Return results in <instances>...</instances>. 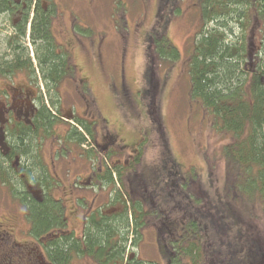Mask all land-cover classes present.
<instances>
[{
	"label": "trees",
	"instance_id": "1",
	"mask_svg": "<svg viewBox=\"0 0 264 264\" xmlns=\"http://www.w3.org/2000/svg\"><path fill=\"white\" fill-rule=\"evenodd\" d=\"M159 1L165 7L168 0ZM199 1L201 26L187 61L189 97L211 128L231 137L224 157L234 168L233 188L239 195L234 193L233 198H248L251 204L255 198L264 200V0ZM58 14L56 0H0V78L24 74L40 95L38 114L12 138L13 150L20 152V171L11 170L9 159L0 158V186L20 203L30 236L40 242L45 239L41 243L45 260L49 264H74L84 257L95 264H264V246L254 236L248 239V228L240 227V218L225 197L211 196L201 181L194 194L178 162L166 153L161 167L140 166L142 145L151 136L144 128L129 146L116 143L129 153L126 164L113 161L109 167L98 160L104 167L98 169L96 164L95 182L110 189L109 200L103 209L88 208L83 213L81 238L68 229L65 206L53 194L58 181L48 177L36 148L57 136L56 126L62 121L56 115H62L60 87L75 79L77 72L70 44L57 41ZM150 52L159 60L179 58L176 47L159 31L145 37V53ZM148 71H153V62L146 65L144 78L150 85ZM80 83V88L88 89L85 78ZM145 92L151 94L148 87ZM66 118L75 125L65 130L64 141L94 162L96 149L81 148L95 146V122L71 112ZM150 120L158 130L156 119ZM115 132L102 136L103 143L96 142L102 151L107 149L108 158L110 150L117 149ZM204 201L210 203L207 213L200 208ZM148 212L158 222L153 225L161 263L127 255L128 247H139L144 229L152 225ZM232 233L233 241L226 243L225 235Z\"/></svg>",
	"mask_w": 264,
	"mask_h": 264
},
{
	"label": "rangeland",
	"instance_id": "2",
	"mask_svg": "<svg viewBox=\"0 0 264 264\" xmlns=\"http://www.w3.org/2000/svg\"><path fill=\"white\" fill-rule=\"evenodd\" d=\"M56 2L59 13L54 23L57 41L61 45L70 44L77 72L75 79L65 81L60 87L63 116L56 114L62 119L56 126L57 136L45 143L36 142V148L46 174L52 182L58 181L53 194L65 206L68 228H75L76 236L81 238L83 213L88 208L101 210L109 200L110 189L95 182L93 173L96 164L98 169L104 167L103 163H97L98 160L103 159L109 167H112L113 161L126 164L131 160L129 153L116 147V143L128 145L136 142L144 128L151 131V136L142 145L140 166L161 167L166 153L178 162L186 184L194 194L198 192L197 184L201 181L211 196L225 197L240 218V227L248 228V239L254 236L264 246V200L253 197L254 201L249 204L248 198H233L236 197L234 193L237 197L239 195L233 188L234 168L224 157V148L230 144L231 137L218 134L211 128L206 117L203 118L199 105L189 97L187 61L192 40L201 26L200 1L169 0L161 13L158 12V7H162L159 0ZM65 30L69 34L65 35ZM154 31L162 32L176 46L179 52L177 60H159L155 53H145V37L149 33L156 34ZM149 62H153V71H148L150 81H153L150 85L144 80ZM84 78L87 90L79 87L82 84L80 80ZM147 87L152 95L145 92ZM46 104L49 105V102L46 101ZM70 112L95 122L97 143H103L102 136H107V132H117L118 139L114 145L117 149L110 150V158L107 157V149L102 151L95 142V146L85 144L81 148L84 151L96 149L98 153L94 162L87 161L79 155L80 149L75 144L64 141L66 131L75 125L70 120L65 122ZM152 117L159 125L158 130L155 121L150 120ZM120 139L123 142H119ZM192 174L196 176L192 178ZM9 196L6 189L0 186V222L8 221L14 237L23 238L20 227L27 228L25 212L21 207L20 210L10 209ZM77 196L81 201L76 205ZM113 196L114 192L111 199ZM209 204L205 201L200 203L203 212H209ZM148 215L147 220L152 225L144 229L139 247H128L127 255L161 263L156 226L153 225L158 222L152 213L148 212ZM5 227L2 223L1 230ZM225 236L226 243H230L235 235ZM74 264L95 263L84 257L76 259Z\"/></svg>",
	"mask_w": 264,
	"mask_h": 264
},
{
	"label": "flooded vegetation",
	"instance_id": "3",
	"mask_svg": "<svg viewBox=\"0 0 264 264\" xmlns=\"http://www.w3.org/2000/svg\"><path fill=\"white\" fill-rule=\"evenodd\" d=\"M162 9L163 6L158 7V12L161 13ZM43 95L48 101L45 92ZM39 96L24 74L13 75L10 79L0 78V158L9 159V168L15 172L20 171V152L13 150L12 138L19 135L23 124H30L31 119L38 114L39 106L36 101ZM113 138L114 136L111 139ZM6 191L9 194L7 189ZM8 206L10 209L20 210V203L11 196ZM2 223L6 226L5 230H1ZM8 223L0 222V264H49L41 247L45 239L42 242L36 240L30 236L26 227H20L24 237L17 239ZM27 227L29 228L28 223Z\"/></svg>",
	"mask_w": 264,
	"mask_h": 264
}]
</instances>
